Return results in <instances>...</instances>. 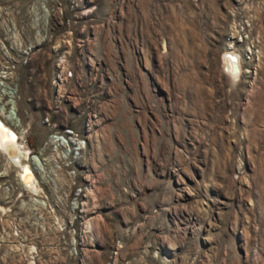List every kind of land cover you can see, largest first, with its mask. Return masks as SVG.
Wrapping results in <instances>:
<instances>
[{
	"label": "rangeland",
	"instance_id": "obj_1",
	"mask_svg": "<svg viewBox=\"0 0 264 264\" xmlns=\"http://www.w3.org/2000/svg\"><path fill=\"white\" fill-rule=\"evenodd\" d=\"M9 92L32 149L92 127L35 192L0 149V264H264V0H0Z\"/></svg>",
	"mask_w": 264,
	"mask_h": 264
},
{
	"label": "built area",
	"instance_id": "obj_2",
	"mask_svg": "<svg viewBox=\"0 0 264 264\" xmlns=\"http://www.w3.org/2000/svg\"><path fill=\"white\" fill-rule=\"evenodd\" d=\"M40 2L46 3L47 0H39ZM73 0H70V2ZM9 103L11 104L10 109L7 110L6 112L3 110L0 115V120L6 125L11 131L15 132L17 134V139H18V144H19V151L21 153V161L20 164H25L29 169L32 171L34 176L38 178L44 177L46 174V169H47V164L49 162H53L54 164H58V160H61L62 165L65 167L67 166L68 168L71 169L70 174L71 178H76L77 177V172L78 170L75 168V165L77 164L78 159L81 157V152L85 149L87 142L90 138L86 137L85 134L83 133L84 130L90 129L92 127L91 120H88L87 122H84V126L82 127L83 130H77L75 128H72L71 126L68 125H63L59 124V122L56 120L54 121L52 117H50L48 114L44 118V127L48 128V137L45 138L46 140L42 144V146L37 150V149H32L28 145V139L26 138V133L29 131L28 126L25 127L21 125V120L19 119V116L16 112L15 108V102L16 100L14 99V94L12 92H9L8 95ZM89 133V132H88ZM91 139V138H90ZM49 150L50 155H46L44 151ZM3 153V152H2ZM3 155L7 158L8 156L3 153ZM9 161V160H8ZM20 168V166H17ZM57 169H61L60 166H56ZM22 168H20V171ZM58 170V171H59ZM20 174V173H19ZM22 176V174H20ZM20 176V177H21ZM19 177V176H18ZM39 177V178H40ZM35 178V177H34ZM21 183L24 186V189L26 192H29V186L24 184V181L21 177ZM35 183L40 187L38 180L35 178ZM39 193H34L33 195L39 196L40 198L43 199V201L38 200L37 198L34 199L36 203L40 207H46L45 206V198L42 196V189L38 190ZM83 191L82 188H80L77 192V195L80 194V192ZM45 199V200H44ZM83 202L79 206L74 207L73 209V219L78 220V222H81L80 228H83V230L86 228L87 231H89L88 227V222L90 221V218L87 217L88 210H86ZM89 229H88V228ZM83 230L81 229L80 232L81 234L84 233ZM76 242L73 243L74 246ZM74 250L76 248L74 247ZM106 264H127L124 262V259L119 256L118 250L116 249L111 257L108 258V262Z\"/></svg>",
	"mask_w": 264,
	"mask_h": 264
},
{
	"label": "bare ground",
	"instance_id": "obj_3",
	"mask_svg": "<svg viewBox=\"0 0 264 264\" xmlns=\"http://www.w3.org/2000/svg\"><path fill=\"white\" fill-rule=\"evenodd\" d=\"M227 54V53H226ZM225 69L231 75H239V72H241V63L238 58L229 56L225 59ZM3 111H1V114ZM17 134L13 131H11L4 123L0 120V149L3 150V153L7 154L9 159L11 160L10 163L22 167V179L24 181V184L28 185L30 188L28 190L30 191H36L37 184L35 183V178H33L34 174L32 171L27 167V165L20 164L21 161V153L18 145V139ZM5 154V155H6Z\"/></svg>",
	"mask_w": 264,
	"mask_h": 264
}]
</instances>
